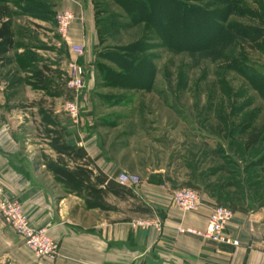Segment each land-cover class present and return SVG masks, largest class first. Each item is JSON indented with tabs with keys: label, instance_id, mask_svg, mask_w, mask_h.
<instances>
[{
	"label": "rangeland",
	"instance_id": "1",
	"mask_svg": "<svg viewBox=\"0 0 264 264\" xmlns=\"http://www.w3.org/2000/svg\"><path fill=\"white\" fill-rule=\"evenodd\" d=\"M35 1L48 5L49 10L39 13L43 21L22 11L27 3L19 0L6 3L15 50L9 54L13 63L0 65V117L7 118L14 129L22 127V119L28 117L29 131L43 132L44 126L39 123L45 125L46 116L53 118L54 112L58 120L66 121L64 104L74 101L81 117L89 113L104 121L138 118L134 123L108 124L105 129L107 135L110 133V143L118 136L121 143H126L127 162H142L143 169L130 174L153 184L164 178L174 179L172 190L191 183L210 206L229 209L236 205L245 209V213L260 215L264 224V100L254 89L226 70L224 62L203 55L172 54L154 34L144 38V24L134 26L132 22L142 7L140 3L79 0L89 3L95 42L83 45V56L76 57L70 53L73 46L66 45L56 32L58 13L69 11L76 15L68 7L70 0ZM116 2L131 9L125 11ZM192 5L203 6L198 2ZM113 18L118 23L115 30L107 26ZM152 24L155 26L157 21ZM141 40L145 48L140 47L135 55L144 51L142 55L152 61L155 68L152 82L133 89L126 87L124 81H105L99 70L102 67L124 74L112 63L110 55H118L120 50L132 51ZM243 52L264 75V56L249 46ZM72 61L83 73L79 90L67 87L65 73ZM17 69L18 80L6 78V71ZM147 69L139 68L136 72L144 74ZM88 71L95 73L94 80ZM38 72L43 77L40 85ZM127 75L135 78L134 82L142 80ZM5 103L10 106L5 108ZM256 134L259 142L247 151L244 149L247 141ZM153 168L165 172L153 173ZM1 221L4 223L2 218Z\"/></svg>",
	"mask_w": 264,
	"mask_h": 264
},
{
	"label": "crops",
	"instance_id": "2",
	"mask_svg": "<svg viewBox=\"0 0 264 264\" xmlns=\"http://www.w3.org/2000/svg\"><path fill=\"white\" fill-rule=\"evenodd\" d=\"M88 5L86 1L70 0L68 7L75 11L77 20L70 27L66 45L83 47L95 42ZM88 76L94 80L95 73L88 71ZM53 115L46 127L66 129L63 140L82 148L97 170L110 177L121 171L135 173L143 169L142 162H127L126 143H121L119 136L110 143V133L105 131L108 124L134 123L138 118L104 121L85 113L74 123L67 115L64 122L57 119V112ZM22 120V127L14 129L7 118L0 117V187L21 204L35 228L46 230L57 243L58 253L53 261L38 258L0 218V264H264V224L260 215L234 212L229 229L240 242L237 248L177 235V227L203 231L206 209L189 214L172 206L169 194L174 179L173 184L160 185L143 180L122 198L108 194L103 200L105 209L87 208L86 190L80 194L66 191L47 169L46 161L58 158L49 147L50 138L43 132L29 131L28 117ZM65 161L71 169L82 164ZM93 172L96 174L95 169ZM152 172L164 174L165 170L153 168ZM202 200L205 207H210ZM140 220H157L161 229L138 227L135 223Z\"/></svg>",
	"mask_w": 264,
	"mask_h": 264
},
{
	"label": "trees",
	"instance_id": "3",
	"mask_svg": "<svg viewBox=\"0 0 264 264\" xmlns=\"http://www.w3.org/2000/svg\"><path fill=\"white\" fill-rule=\"evenodd\" d=\"M8 0H0V65H11L13 60L9 54L15 50L14 33L10 27V11L6 5ZM27 3V7L22 10L34 19L44 20L39 14L43 10H49L45 1L36 2L35 0H19ZM114 1V0H113ZM142 5L137 13L134 26L144 24L142 29L146 37L154 34L163 48L172 54L203 55L214 61L225 63V69L234 72L245 84L254 89L260 98L264 100V75L261 69H256L255 65L245 57L242 50L245 46L255 49L260 55L264 56V0H131ZM203 4L202 8L193 7L192 3ZM118 3V2H116ZM125 11L131 8L127 5L118 3ZM152 5V6H150ZM145 6V9L143 8ZM133 8V7H132ZM215 8L214 13H208L205 9ZM49 12V11H48ZM130 15V13H128ZM160 17V21L157 19ZM157 21V24H152ZM108 27L114 30L118 28L115 18L109 22ZM154 26V27H153ZM99 35H100V31ZM149 34V35H148ZM146 41V40H145ZM102 44L103 41L101 40ZM145 48L144 41H138L134 50H120L118 55H110L114 60L112 63L120 72H112L109 67H102L104 80L107 79L123 83L129 88H139L150 84L153 79L155 68L152 61H148L142 53L135 55L139 48ZM106 58V54L102 56ZM20 61V60H19ZM20 65V64H19ZM146 73L138 75L139 68H145ZM23 68V65L19 67ZM140 77V81L134 82L126 76ZM6 78L19 79L18 69L6 71ZM37 84L42 83V74L36 73ZM143 78H146L143 80ZM145 82V83H144ZM45 124L43 133L49 139V147L58 158L54 162L46 161L47 169L55 180L60 182L64 189L70 193L80 194L86 190L89 202L87 208L105 209L104 198L108 194L122 198L130 192L115 181V175L107 176L94 166V160L87 157L82 148L77 147L73 141L65 142L63 133L67 130L63 128H48L49 118L44 119ZM67 134V133H66ZM259 135L250 138L244 149L247 151L259 142ZM78 161L71 169L67 161ZM92 166L96 170L88 169ZM91 167V168H92ZM173 184L169 178H164L162 183ZM172 186V185H171ZM184 188H189L200 192L191 183L183 184ZM174 185L172 186V188ZM229 210L245 213L242 207L231 205Z\"/></svg>",
	"mask_w": 264,
	"mask_h": 264
},
{
	"label": "built area",
	"instance_id": "4",
	"mask_svg": "<svg viewBox=\"0 0 264 264\" xmlns=\"http://www.w3.org/2000/svg\"><path fill=\"white\" fill-rule=\"evenodd\" d=\"M77 20L76 16L69 11H63L56 16V32L64 41L66 40L70 27ZM82 46H73L70 53L76 57L83 56ZM67 87L73 90L82 88L83 73L81 68L71 62L67 72ZM64 112L74 122L80 119V109L76 102H67L63 107ZM115 175V181L130 190L137 189L142 181L128 172L121 171ZM170 203L183 213L199 214L205 209L206 227L203 231H195L181 227L175 228L177 235H190L197 237L203 242L212 243L217 246L237 248L240 242L234 237L229 229L234 213L228 208L210 206L205 207L198 191L189 188H178L170 190ZM0 217L11 232L16 235L35 256L53 261L57 257L58 245L46 233L44 229L33 226L21 204L0 187ZM144 229H155L160 231L161 223L157 220H140L135 223Z\"/></svg>",
	"mask_w": 264,
	"mask_h": 264
}]
</instances>
